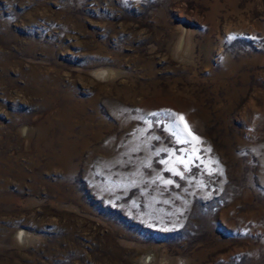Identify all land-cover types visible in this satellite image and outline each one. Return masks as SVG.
<instances>
[{
    "label": "rangeland",
    "instance_id": "1",
    "mask_svg": "<svg viewBox=\"0 0 264 264\" xmlns=\"http://www.w3.org/2000/svg\"><path fill=\"white\" fill-rule=\"evenodd\" d=\"M0 264H264V0H0Z\"/></svg>",
    "mask_w": 264,
    "mask_h": 264
},
{
    "label": "snow or ice",
    "instance_id": "2",
    "mask_svg": "<svg viewBox=\"0 0 264 264\" xmlns=\"http://www.w3.org/2000/svg\"><path fill=\"white\" fill-rule=\"evenodd\" d=\"M152 115H157V114L156 113H153ZM180 120L183 121V117L182 116L180 117ZM184 126H185V129L187 130V128H188L187 124H185ZM189 135H191L190 130H189ZM193 139L195 140V139H198V138L193 137ZM182 142H187V141H182ZM179 162L180 163H184V161H183L182 158L179 160ZM165 183L170 184V183H172V181L171 180H166Z\"/></svg>",
    "mask_w": 264,
    "mask_h": 264
},
{
    "label": "bare ground",
    "instance_id": "3",
    "mask_svg": "<svg viewBox=\"0 0 264 264\" xmlns=\"http://www.w3.org/2000/svg\"><path fill=\"white\" fill-rule=\"evenodd\" d=\"M100 77H102V76H100ZM104 77V76H103ZM23 236V235H22ZM143 259V258H142ZM140 260V259H139Z\"/></svg>",
    "mask_w": 264,
    "mask_h": 264
}]
</instances>
